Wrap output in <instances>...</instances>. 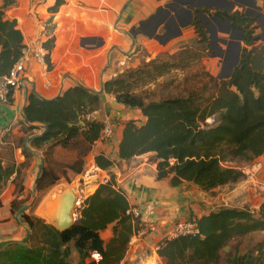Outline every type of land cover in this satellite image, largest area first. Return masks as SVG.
Returning a JSON list of instances; mask_svg holds the SVG:
<instances>
[{
  "label": "trees",
  "instance_id": "16d2710c",
  "mask_svg": "<svg viewBox=\"0 0 264 264\" xmlns=\"http://www.w3.org/2000/svg\"><path fill=\"white\" fill-rule=\"evenodd\" d=\"M260 1L264 5V0ZM10 2L0 6V77L9 74L25 48L17 20L5 15V6ZM64 4L65 0H56L49 11L57 13ZM256 18L240 12L229 16L234 28L243 33L244 47L229 79L211 78L214 84L210 92L204 86L185 97L150 101L143 91L158 79L185 67L190 52L188 46L165 54L164 60L155 58L123 71L103 83L102 94L80 85L68 88L52 100L34 91L27 92L21 125L29 136L23 152L29 156L33 150L41 151L45 157L53 147L67 149L77 144L78 156L68 168L76 175L82 174L104 128L102 121L91 116L101 109L105 94L144 118L122 124L118 146L121 161L151 155L157 179L169 180L174 188L188 183L209 192L244 181L243 168L264 155V42L256 35ZM194 26L197 31L194 43L206 47L207 35L198 22ZM52 41L44 43V48L50 52ZM49 59L47 56V63ZM38 126H43L44 130L33 138L32 132L39 130ZM48 145L47 152H43ZM94 161L101 170L108 172L110 181L87 197L81 219L60 232L44 220L22 213L29 236L23 242L1 245L0 264H72L68 262L72 257L71 244L79 257L76 264L122 263L131 238L142 228L141 218L129 213L132 206L115 183L111 172L115 161L104 153L96 155ZM13 175H16L14 194L20 196L25 190L20 180L21 171L16 165H6L0 154V194ZM59 180L60 177L44 164L34 193L44 194ZM188 221L196 222L198 232L164 238L158 244L159 258L164 264H219L221 252L232 241L264 232V201L258 209L221 207ZM110 226L113 235L106 243L101 232ZM93 253L100 254L99 262L89 261ZM225 263L263 264V261L260 255L252 252H236L228 253Z\"/></svg>",
  "mask_w": 264,
  "mask_h": 264
},
{
  "label": "crops",
  "instance_id": "0c3cea01",
  "mask_svg": "<svg viewBox=\"0 0 264 264\" xmlns=\"http://www.w3.org/2000/svg\"><path fill=\"white\" fill-rule=\"evenodd\" d=\"M55 1L21 0V6L36 8V15L32 13L31 16H26L18 12L12 18L7 17L17 20L26 47L34 46L37 41L46 43L52 39L53 48L51 52L47 50V56L50 58L47 63L49 69L45 71L34 60H30L24 78L25 87L14 90L7 103L0 101V154L6 165H16L20 169V178H23L25 186L22 195H15L16 185L13 182L16 175H13L0 194V246L9 242H23L29 232L27 224L21 219V214L28 212L26 207H20L19 202L30 191L35 194V184L31 183V178L36 173L35 165L38 164L37 159L42 152L33 150L30 160L27 159L17 147L18 137H14L22 128L27 92L34 91L46 100L57 98L75 85L100 93L103 83L124 71L121 63L126 56L130 60L134 58L136 68L144 59L141 54L143 50L147 53L146 61H150L164 51L175 53L197 38L194 23L198 20L195 18L192 23L182 20L179 15L181 10L171 11L166 18H160L161 20L145 26L159 9L174 3L175 0H65V4L57 13H51L49 8L54 6ZM179 5L180 9L192 10L194 14L197 11L212 14L216 12L219 15L223 13L215 11L216 7L211 5L209 0H181ZM42 12L45 13V18L39 20L37 14ZM42 21L48 22L51 27L48 34L44 32ZM160 22L162 25L156 32L155 28ZM189 23L191 24L186 25ZM180 30L179 37L171 38L179 35ZM156 35H163L161 43L155 39ZM99 115H102L101 119L97 117ZM91 117L102 122L110 121L113 137L108 143L96 142L87 161H94L95 156L100 153L115 161L111 172L115 176L118 189L124 192L132 208L139 210L142 222L155 227L154 231L144 232L134 241L121 264H145L154 258L160 260L157 254L158 244L166 238L175 223L190 218H201L218 209L222 202L228 204L229 200L234 202V206L228 204L224 207L238 208L249 198L261 195L254 194V191L251 195L248 188L264 189V155L256 161L262 164V168L253 180L245 179L235 185L209 192L188 183L174 188L169 180L157 179L156 164L148 159L151 155L138 156L129 162L118 158L122 124L129 120L143 121L140 113L126 109L117 104L113 96L103 94L101 109ZM38 127L39 130L32 132L34 136L41 135L44 130L43 126ZM250 181H253L255 186L249 184ZM96 187L98 188L97 185ZM63 190L67 189L58 188L45 196L40 208L48 202L52 204L56 201L59 196L57 193ZM257 201L258 208L264 201V196L259 197ZM15 211L18 213L15 214ZM41 213L43 215V211ZM112 229L110 226L101 232L104 242L108 243L112 238Z\"/></svg>",
  "mask_w": 264,
  "mask_h": 264
},
{
  "label": "rangeland",
  "instance_id": "374dc122",
  "mask_svg": "<svg viewBox=\"0 0 264 264\" xmlns=\"http://www.w3.org/2000/svg\"><path fill=\"white\" fill-rule=\"evenodd\" d=\"M8 0H0V6H3L4 3ZM11 1L7 6H5V15L6 17L12 18L14 17L18 12L24 13L26 16H31L32 13H35L36 15V8L34 9L33 6H21L20 2L21 0H9ZM211 5H219L223 6L226 1L220 0L217 2L211 1ZM258 7L262 9V11L259 14H253L254 9L253 8H248L246 7V10H250L249 12L247 11V14L249 16L257 17L256 18V24L258 28L256 29V35H259L261 37V42H264V5L263 2L260 0H256ZM251 4L250 0H244L243 4ZM50 9V8H49ZM215 11L218 12L217 9ZM236 12L238 11L237 9L235 10ZM221 12V11H219ZM216 12L213 13V15ZM231 13H234L232 11ZM212 15V13H209ZM41 18H40V16ZM39 17V20H43L45 18V13H39L37 14ZM198 23L200 24L201 28L204 30L205 34L209 37H207V46L206 47H201L197 44L194 43V41L190 42L188 45V48H190L189 54H187L188 59L186 60V66L183 67L182 69L179 70H174L170 74L164 76L163 78H160L157 80V82L151 84L150 86L146 87L143 91L147 93V96L149 97L150 101H158L164 98H170V97H185L187 96L192 90L194 89H201L202 87L206 86L207 89L212 90V85L214 84L211 80V78L217 79V80H223V79H229L228 76L231 74L233 69L236 67V53L227 60L226 58V53H227V47L226 45L222 44L221 42L217 41L214 39L213 41L211 40V35L212 33H218V38L223 39L227 38V32H220V23L218 21H214L213 23L210 24V26L213 27L212 32H209V28H207V24L201 22L198 20ZM42 26L44 28V32L48 34L49 30L51 27L49 26L48 22L42 21ZM209 26V24H208ZM42 30V27H41ZM239 32V31H238ZM208 33V34H207ZM240 34V33H239ZM197 39V38H196ZM199 39V38H198ZM233 42L238 43L240 42V38H234L232 39ZM260 42V43H261ZM213 44V45H212ZM244 47L243 41H241V51ZM172 54L173 52H162L160 54H157L155 58H159L160 60H164L165 54ZM176 53V52H175ZM241 53V52H240ZM142 56H144V59H142L140 62L143 63L146 61L147 53L145 50L142 51ZM130 57V56H129ZM131 58V57H130ZM126 61V60H125ZM175 61V60H174ZM134 58L131 60L129 59L127 62V66L124 67V71L129 70V69H134ZM122 67V66H121ZM99 119H101L102 115L97 116ZM100 121V120H99ZM29 136V133H27L23 128L17 131L16 135L14 136L17 138L16 143L17 147L21 149V155H25L23 152V146L25 144L26 138ZM28 145V143H27ZM50 146H45L43 148V152H47L48 148ZM77 144H74V146L64 149L62 147H53L52 151L48 153L44 157L43 153L42 155H39L40 157L37 159L38 164L35 165L36 173H34V176L31 178V183L35 184V176L39 172V167L40 165L44 162L43 159L46 158L45 160V166L51 170L54 175L59 176L60 180L59 182L52 188H50L47 192H45L42 195H37L33 194L31 191L28 192L25 195V198L20 203V207H27L28 209L26 210L28 212L27 215L31 217H37L42 220H44L47 224H50L49 221L40 213L41 209V202L45 196H48L52 191H56L58 188H64V189H77L79 187H83L85 189V193L87 197L91 196L92 191L95 189L97 190L96 185H84L81 180V175H76L73 173L70 168H68L70 164L74 163L76 160L78 154H77ZM27 156V155H26ZM27 159L30 160V155L27 156ZM148 159H151V156L148 157ZM32 161V160H31ZM91 162L86 161L84 170L86 167L90 164ZM105 175H107L105 173ZM103 175V176H105ZM102 176V177H103ZM20 180L23 182V178ZM14 183V182H13ZM19 183V182H18ZM249 184L254 185L253 181L248 182ZM24 184V183H23ZM8 185V182L4 185V188H6ZM255 186V185H254ZM99 187V186H98ZM254 191V192H253ZM252 192L254 194H261L257 197H252L249 198L247 201H245V204L243 206H239V208H245L248 207L250 209H258V201L257 199L259 197L264 196V189L260 190L259 188H248V193L252 195ZM17 203V202H16ZM222 202L220 207H224L226 205L228 206H234V202L230 201L227 202ZM18 213L15 211V214ZM187 221L186 219L181 221L184 222ZM176 224V223H175ZM52 225V224H51ZM71 250H72V257L71 259L74 260V263L76 264L79 260L78 254L73 247V244H71ZM236 252L238 253H246V252H252L254 255H260L264 264V232H256L249 234L243 238L236 239L232 241L226 249H224L221 252V260L219 264H226L225 260L228 255V253H233L235 254ZM70 259V260H71ZM89 261H93L92 257ZM164 264L162 262V259L158 260V258H154L151 261L145 262V264Z\"/></svg>",
  "mask_w": 264,
  "mask_h": 264
},
{
  "label": "built area",
  "instance_id": "2783aa9c",
  "mask_svg": "<svg viewBox=\"0 0 264 264\" xmlns=\"http://www.w3.org/2000/svg\"><path fill=\"white\" fill-rule=\"evenodd\" d=\"M48 51L44 48V42L37 41L34 46H25L22 52L21 59L13 66L8 75L4 77H0V101L7 103L9 99V94L12 90H19L25 87V76L27 74V63L30 60H34L39 66H42L45 71L49 69V65L46 62V57L48 55ZM126 60V61H125ZM123 63H121L122 67L127 66V62L129 58L126 56ZM104 123V128L101 133L100 140L103 143H108L111 141L113 137V127L110 121L106 120ZM91 163L86 167L81 175L82 183L86 185H104L110 181V176L108 172L101 170L95 163V161H90ZM262 168L261 163L254 162L253 164L246 166L243 168V173L246 176L247 180H253L255 178L256 173ZM105 173L107 175H105ZM105 175V176H103ZM103 176V177H102ZM76 191V199H75V208L72 214V218L74 223L81 219V211L84 207V203L87 199V195L85 193L84 186L75 189ZM136 218H141V214L138 209L132 208L129 212ZM141 230L135 234L130 242L129 247L134 245V241L141 237L144 232H152L155 230V227L152 224H148L146 222H142L141 219ZM198 232V227L195 221H184L176 223L173 228L168 232L166 238L173 239L179 236L185 235H193ZM158 251V248H157ZM92 259L95 262H99L101 260V256L98 253L92 254ZM157 264V262H155Z\"/></svg>",
  "mask_w": 264,
  "mask_h": 264
},
{
  "label": "water",
  "instance_id": "95a60500",
  "mask_svg": "<svg viewBox=\"0 0 264 264\" xmlns=\"http://www.w3.org/2000/svg\"><path fill=\"white\" fill-rule=\"evenodd\" d=\"M211 1L217 2V1H220V0H211ZM250 1H251V4H245L246 6H244V7H248V8L252 7L255 10L253 12V14H259L262 11V9L260 7H258L257 1L256 0H250ZM173 4H181V0H175ZM213 6L216 7V9L218 11H221V12L226 13V14H231L233 9L235 8V5H233V4L231 5V7L229 9H224L222 6L214 5V4H213ZM168 7H170V5H166V7H163L161 9H159L158 12L156 13V15H154L145 24H152L153 22L157 21L158 18L160 17V14L163 13L164 10L166 8H168ZM191 11L192 10H190V11L186 10V12H188L192 16V12ZM204 16H205V14H204ZM218 21L221 22V19H218ZM190 24L191 23L186 24V25H190ZM161 25H162L161 22L157 24V26L155 28L156 32H157L158 28ZM167 27L165 29H167ZM221 32H223V31H221ZM180 35H181V30H180L179 35H174L171 38H176V37H179ZM211 36H212L211 37L212 41L214 39H216L217 41L221 42L222 44L229 46L227 40H223V39H219L218 38V33H216V32L212 33ZM162 38H163V35H156L155 36V39L158 42H160V43L162 42ZM241 41H243L242 37L240 38V42L236 43L237 47H238L237 52H236V56H235L236 57V66L238 65L239 59H240ZM232 55H234V54H232ZM230 76H231V74L228 76V78H230ZM100 93L102 94L103 91L101 90ZM37 136H39V135H37ZM37 136H34L33 138H35ZM43 170H44V164L42 163L40 165V167H39V172H38L36 180H38V178L42 175ZM75 194H76V191L74 189H69V190H66V191L63 190L61 193H57V196L58 195L59 196L56 198V201H54L52 204H50L49 202L46 203V205L41 210V211H43V215L49 221V223L52 224L60 232L69 229L74 224V221H73V218H72V214H73V211H74V208H75V199H76V195ZM49 206H50V209H49ZM27 209L28 208L26 207L25 210H27ZM41 211H40V213H41ZM28 236H29V232H28ZM9 243H11V242H9ZM68 262L74 263V260L71 259V260H68Z\"/></svg>",
  "mask_w": 264,
  "mask_h": 264
},
{
  "label": "flooded vegetation",
  "instance_id": "af4514ba",
  "mask_svg": "<svg viewBox=\"0 0 264 264\" xmlns=\"http://www.w3.org/2000/svg\"><path fill=\"white\" fill-rule=\"evenodd\" d=\"M243 2H244V0H229V2H226L222 6L224 9H229L232 4L235 5V8L233 9L234 13H231V14L222 13L220 15L219 14L210 15L209 13L202 12V11H197V13L194 14V12L191 11L192 12V16L188 12H186L185 9L184 10L180 9L181 6L179 4L171 3L170 7L166 8L165 11L160 14V17L158 19L161 20L162 18H166L168 16L169 12H171V11H179V10H181L179 15L182 18V20H184V21L189 20L192 23L194 21V19L196 18V20H200L201 22L206 23L207 24V28L210 29L209 30L210 32H212V29H213V27L210 26V24L213 23V20L214 21H218V19H221V22L218 21L220 23L219 24L220 25V30L224 31V32H227V35H225V36H227V38L225 37V38H223V40H227V42L229 44V46L226 45V47H227V53H226L227 56H226V58L228 60L229 58H231L233 56L232 54L237 52V49H238L237 44L235 42H233L232 39L241 38V37L243 38V33L239 29L234 28L232 21L229 19V16L235 14L236 13V11H235L236 9L238 10L237 12L247 13L248 10H246V7H244V5H242ZM250 8H252V7H250ZM204 14H205V16H204ZM208 24H209V26H208ZM145 26H149V24H147ZM153 33H155V31Z\"/></svg>",
  "mask_w": 264,
  "mask_h": 264
},
{
  "label": "bare ground",
  "instance_id": "6f19581e",
  "mask_svg": "<svg viewBox=\"0 0 264 264\" xmlns=\"http://www.w3.org/2000/svg\"><path fill=\"white\" fill-rule=\"evenodd\" d=\"M51 200V199H50Z\"/></svg>",
  "mask_w": 264,
  "mask_h": 264
}]
</instances>
